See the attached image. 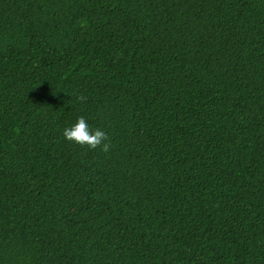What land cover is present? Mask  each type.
<instances>
[{
    "label": "trees",
    "instance_id": "16d2710c",
    "mask_svg": "<svg viewBox=\"0 0 264 264\" xmlns=\"http://www.w3.org/2000/svg\"><path fill=\"white\" fill-rule=\"evenodd\" d=\"M0 264H264V0H0Z\"/></svg>",
    "mask_w": 264,
    "mask_h": 264
},
{
    "label": "clouds",
    "instance_id": "9594fccd",
    "mask_svg": "<svg viewBox=\"0 0 264 264\" xmlns=\"http://www.w3.org/2000/svg\"><path fill=\"white\" fill-rule=\"evenodd\" d=\"M78 99L83 101L86 97L80 95ZM63 135L68 140L80 145H86L90 149L100 147L103 152H109L111 148L108 134L99 127L91 129L83 116L79 117L70 127H66L63 130Z\"/></svg>",
    "mask_w": 264,
    "mask_h": 264
}]
</instances>
